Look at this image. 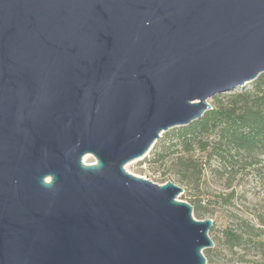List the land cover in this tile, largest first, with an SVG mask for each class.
<instances>
[{
	"label": "water",
	"instance_id": "95a60500",
	"mask_svg": "<svg viewBox=\"0 0 264 264\" xmlns=\"http://www.w3.org/2000/svg\"><path fill=\"white\" fill-rule=\"evenodd\" d=\"M261 74L264 0H0V264H205L212 221L123 167Z\"/></svg>",
	"mask_w": 264,
	"mask_h": 264
},
{
	"label": "trees",
	"instance_id": "16d2710c",
	"mask_svg": "<svg viewBox=\"0 0 264 264\" xmlns=\"http://www.w3.org/2000/svg\"><path fill=\"white\" fill-rule=\"evenodd\" d=\"M250 84L231 93L214 96L212 109L201 118L165 132L161 152L154 155L152 162L163 163L168 156L175 154L172 167L176 169L174 175L179 182L199 180L206 163L211 160L222 167L223 172L249 169L260 164L264 159V74ZM195 152L204 154L205 161L195 160ZM255 171H258L256 175L264 176V167ZM229 198L226 195L221 203L230 205ZM192 211L197 219L207 212L201 201H196ZM213 231L212 223L208 235ZM261 235H264V219H258L257 227L238 220L234 225L223 227L218 240L225 249L232 251L247 245L245 236L251 240ZM253 244L264 247V240ZM209 251L205 249L203 252Z\"/></svg>",
	"mask_w": 264,
	"mask_h": 264
},
{
	"label": "rangeland",
	"instance_id": "374dc122",
	"mask_svg": "<svg viewBox=\"0 0 264 264\" xmlns=\"http://www.w3.org/2000/svg\"><path fill=\"white\" fill-rule=\"evenodd\" d=\"M250 85L249 83L246 87ZM214 102L213 98L208 101L210 106H213ZM163 134L143 157L124 165V170L157 185L172 182L182 189V193L176 196L177 201L192 207L196 201H201L207 212L197 219L192 211L193 218L210 219L214 225V231L209 235L214 246L209 252H203L205 264H264V247L253 244L263 241L264 235L251 240L245 236L247 245L232 251L225 249L218 240L221 229L234 225L238 220L247 221L257 227L258 219H264V176L256 175L258 171H255L257 168L264 167V159L252 168L225 172L214 160H211L206 163L199 180L189 179L186 182H179L174 175L176 169L172 167L175 154L168 156L163 163L162 161L152 162L154 155L161 152ZM204 156L199 152L193 154V158L198 162L205 161ZM82 162L93 164L94 159L91 156H85ZM226 195L231 197L230 205L221 203V199Z\"/></svg>",
	"mask_w": 264,
	"mask_h": 264
}]
</instances>
